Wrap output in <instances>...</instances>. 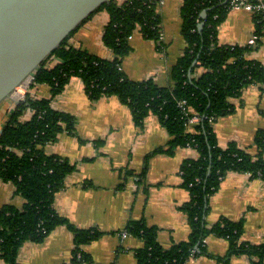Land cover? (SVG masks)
<instances>
[{
  "label": "trees",
  "instance_id": "16d2710c",
  "mask_svg": "<svg viewBox=\"0 0 264 264\" xmlns=\"http://www.w3.org/2000/svg\"><path fill=\"white\" fill-rule=\"evenodd\" d=\"M158 6L156 0L106 3L100 8L109 13L103 43L115 58L105 60L71 46L69 39L77 28L35 73L24 100L8 112L0 134V180L13 184L15 196L24 199V204L22 207L9 204L0 209V261L20 264L19 250L26 242L42 243L61 225L75 234L78 249L103 236L94 229H77L54 209L56 195L65 188L76 166L58 155L48 154L46 148L61 133L77 135V131L74 116L54 110L52 101L73 77H78L93 103L118 97L131 110L138 129H143L150 116L158 118L171 139L153 155L172 156L179 148L187 147L199 154L198 159L185 160L181 168L183 187L191 194V200L181 208L188 215L189 239L165 249L159 242L158 227L132 221L125 231L143 242L136 252L138 264H186L191 257L206 254L205 240L211 235L229 243L227 254L219 261L228 264L232 257L246 255L252 264H264V243L253 245L243 240V221L222 218L210 228L207 224L210 198L229 173L250 174L264 181V129L257 133L253 151L240 148L235 142L221 148L214 130L218 119L234 111L229 99L241 97L249 86L264 87V65L247 59L246 54L253 47L218 42L219 26L228 16L227 9L202 0H185L181 32L187 47L172 70L174 86L161 87L153 80L132 81L122 70L124 58L131 51L129 38L139 28L146 39L159 41ZM205 10L207 17L203 19ZM254 20L255 33L260 35L264 23ZM202 21L205 26L200 31ZM199 70L200 75L195 77ZM40 85L51 89L50 98L33 96L31 90ZM180 101L187 102L191 109L188 115L179 106ZM194 115L200 116L201 121L189 125V118ZM146 173L147 167L138 176L139 182L145 181ZM134 175L133 171H127L125 185Z\"/></svg>",
  "mask_w": 264,
  "mask_h": 264
},
{
  "label": "crops",
  "instance_id": "0c3cea01",
  "mask_svg": "<svg viewBox=\"0 0 264 264\" xmlns=\"http://www.w3.org/2000/svg\"><path fill=\"white\" fill-rule=\"evenodd\" d=\"M184 3L185 0H161L158 8L161 41L146 39L139 28L131 35V51L122 63L129 79L153 80L161 87L174 86L171 73L187 47L181 32ZM108 22L109 13L98 10L78 28L69 44L113 60L115 54L103 43ZM255 32L253 15L230 11L219 26L218 42L247 47ZM259 37L246 57L264 65V28ZM200 73L199 70L195 77ZM31 93L39 99L50 98L51 89L40 85ZM229 103L234 111L214 124L218 144L226 148L235 142L240 148L253 151L256 135L264 129V87L249 86L241 97L231 98ZM14 105L12 98L0 106V131ZM52 108L74 116L77 131V135L61 133L46 148L48 154L58 155L76 166L65 188L56 195L54 209L77 229H94L103 236L78 249L75 234L66 226H58L44 242H26L19 250L20 264H138L136 252L143 247L142 240L121 236L132 221L158 227L159 242L165 249L189 239L188 215L181 208L191 200V194L183 187L181 168L185 160L199 158L195 149L179 148L172 156L153 155L171 139L158 118L150 116L143 129H138L131 110L118 97L93 103L78 77H73L53 99ZM145 167L146 178L141 183L138 176ZM127 171L135 175L125 185ZM122 184L125 186L120 188ZM209 202V228L222 218L243 221V240L253 245L264 243V181L250 174L229 173ZM9 204L22 207L24 199L15 196L13 184L0 180V209ZM204 245L206 254L191 257L186 264H227L218 260L229 250L227 240L211 235ZM228 264H252V259L234 256Z\"/></svg>",
  "mask_w": 264,
  "mask_h": 264
},
{
  "label": "water",
  "instance_id": "95a60500",
  "mask_svg": "<svg viewBox=\"0 0 264 264\" xmlns=\"http://www.w3.org/2000/svg\"><path fill=\"white\" fill-rule=\"evenodd\" d=\"M109 1L0 0V106ZM202 17L206 19L207 11ZM204 26L202 21L199 30Z\"/></svg>",
  "mask_w": 264,
  "mask_h": 264
},
{
  "label": "built area",
  "instance_id": "2783aa9c",
  "mask_svg": "<svg viewBox=\"0 0 264 264\" xmlns=\"http://www.w3.org/2000/svg\"><path fill=\"white\" fill-rule=\"evenodd\" d=\"M120 1L121 0H117ZM158 1V5H160L161 0ZM203 2H208L210 4H215L224 7L229 12L230 11H245L253 15L254 19H257L259 23H264V0H202ZM159 8V6H158ZM207 11V10H205ZM163 32L162 29L160 31V38L159 41L162 40ZM259 35L256 33L250 38L248 42L249 47H256L259 41ZM34 77L29 78L21 87H19L15 93L13 94L12 98L15 104L23 101L25 98L26 93L30 90V86L33 83ZM179 106L182 108L183 112L188 115L187 111L191 110L188 109L186 101H180ZM201 121V117L198 115H194L193 117L189 118V125H194ZM44 234L47 232L44 230ZM122 238L126 239L130 236V234L126 231L122 233Z\"/></svg>",
  "mask_w": 264,
  "mask_h": 264
}]
</instances>
